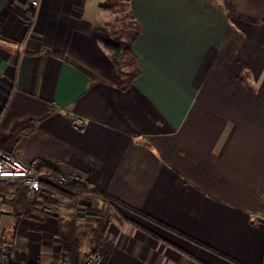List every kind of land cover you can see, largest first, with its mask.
I'll return each mask as SVG.
<instances>
[{
  "label": "crops",
  "instance_id": "crops-1",
  "mask_svg": "<svg viewBox=\"0 0 264 264\" xmlns=\"http://www.w3.org/2000/svg\"><path fill=\"white\" fill-rule=\"evenodd\" d=\"M95 3L42 0L33 20L0 0V147L87 176L56 214L17 212V179L0 182V250L73 264L78 237L79 264L95 247L104 264H264V0H130L127 87Z\"/></svg>",
  "mask_w": 264,
  "mask_h": 264
},
{
  "label": "trees",
  "instance_id": "trees-1",
  "mask_svg": "<svg viewBox=\"0 0 264 264\" xmlns=\"http://www.w3.org/2000/svg\"><path fill=\"white\" fill-rule=\"evenodd\" d=\"M129 5H130V0H122L120 2V7L122 8V10L120 16L119 17L117 16V19L119 18L121 21H123V24L122 25H119L118 23L115 24L114 27L112 28L111 37L106 38L104 40L105 47L109 50V55L113 60V62L115 63V67L117 69L118 85L122 87H127L139 73L138 65H137V56L133 47V43L135 38L138 36L140 32V27L136 20L130 19V17L133 15ZM241 77L239 78L241 79ZM41 167L49 171L52 177H56L58 173L61 172L57 167L44 163L42 161H41ZM9 184H11V186H13L16 189V193L19 194V196L17 197V201L15 203L19 207L16 210L17 212H22L24 210L23 212L25 214H30L33 209L37 208L36 207L37 205L41 206L42 200L39 199V196H37V198H34L33 200H28L26 198L25 188L23 190L21 189V184H23L22 180L17 179L14 182H9ZM42 184L44 187L57 189V191H59L60 193L64 194L67 197L72 196L73 192L75 191H81L87 189V186L83 182L72 181V180H69L66 183V189H61L59 187H56L51 182L43 181ZM105 194L109 196V198L114 204H117L120 201L118 198L114 196H110L107 193ZM64 248L67 251V255L69 256L70 261L73 264H79L80 248H81L80 239L78 237L75 239L73 238L68 239V237H65ZM93 250L100 251L99 247H95L91 251ZM91 251L89 253H91ZM100 253L102 255L101 251ZM85 259H84V263H85ZM105 259L106 256H104V258L102 256L103 261L101 260V263L104 264ZM12 264H27V263L13 262Z\"/></svg>",
  "mask_w": 264,
  "mask_h": 264
},
{
  "label": "built area",
  "instance_id": "built-area-1",
  "mask_svg": "<svg viewBox=\"0 0 264 264\" xmlns=\"http://www.w3.org/2000/svg\"><path fill=\"white\" fill-rule=\"evenodd\" d=\"M27 1L33 8L32 19L35 20L42 0ZM73 122L78 128L85 127L84 119L80 115H75ZM10 179L22 180L26 198L33 200L39 196V199L42 200L41 210L44 213L56 214L64 209L69 198L55 188L44 187L42 182H51L56 187L66 189V183L69 180L85 183L87 176L84 172L72 169L61 171L56 177H52L49 171L41 167L40 160L25 162L12 152L0 147V182H7ZM101 260L100 251L93 250L86 257L84 264H101ZM5 261L6 256L0 250V264H5Z\"/></svg>",
  "mask_w": 264,
  "mask_h": 264
},
{
  "label": "rangeland",
  "instance_id": "rangeland-1",
  "mask_svg": "<svg viewBox=\"0 0 264 264\" xmlns=\"http://www.w3.org/2000/svg\"><path fill=\"white\" fill-rule=\"evenodd\" d=\"M94 1L96 2L94 5V8L96 10L95 14L97 15L98 19L103 17L104 19L108 18L107 23L110 27H114V25L117 23L119 25L123 24V21H121L119 18L117 19V16L119 17L121 14L122 8L120 7V2L122 0H94ZM110 33L112 34L111 30ZM11 230L12 228L8 229V231Z\"/></svg>",
  "mask_w": 264,
  "mask_h": 264
},
{
  "label": "water",
  "instance_id": "water-1",
  "mask_svg": "<svg viewBox=\"0 0 264 264\" xmlns=\"http://www.w3.org/2000/svg\"><path fill=\"white\" fill-rule=\"evenodd\" d=\"M5 264H12L11 258L8 257L5 261Z\"/></svg>",
  "mask_w": 264,
  "mask_h": 264
}]
</instances>
